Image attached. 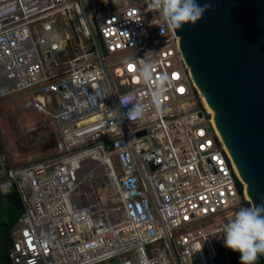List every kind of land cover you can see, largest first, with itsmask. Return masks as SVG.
I'll list each match as a JSON object with an SVG mask.
<instances>
[{
	"label": "built area",
	"instance_id": "obj_1",
	"mask_svg": "<svg viewBox=\"0 0 264 264\" xmlns=\"http://www.w3.org/2000/svg\"><path fill=\"white\" fill-rule=\"evenodd\" d=\"M148 4L0 0V103L23 97L55 132L36 163L0 150V191L25 205L13 264H225L224 227L251 202L247 184ZM128 93L151 105L142 120L109 114Z\"/></svg>",
	"mask_w": 264,
	"mask_h": 264
},
{
	"label": "water",
	"instance_id": "obj_2",
	"mask_svg": "<svg viewBox=\"0 0 264 264\" xmlns=\"http://www.w3.org/2000/svg\"><path fill=\"white\" fill-rule=\"evenodd\" d=\"M209 2L213 10L195 26L174 32L249 198L258 205L264 201V0Z\"/></svg>",
	"mask_w": 264,
	"mask_h": 264
},
{
	"label": "clouds",
	"instance_id": "obj_3",
	"mask_svg": "<svg viewBox=\"0 0 264 264\" xmlns=\"http://www.w3.org/2000/svg\"><path fill=\"white\" fill-rule=\"evenodd\" d=\"M148 7L160 12L164 21L173 30H180L184 25L195 26L204 15L213 10L209 0L199 3L198 0H149ZM137 79L151 84L153 73L151 65L141 62ZM167 76L161 77L153 91V98L158 101L163 94ZM121 114L119 107H127ZM119 107L113 112L129 121L142 120L151 105L134 101L132 93L120 98ZM224 245L233 252L240 253L241 264H256L260 256H264V201L260 204L239 209L231 222L224 227ZM202 249V248H201Z\"/></svg>",
	"mask_w": 264,
	"mask_h": 264
},
{
	"label": "rangeland",
	"instance_id": "obj_4",
	"mask_svg": "<svg viewBox=\"0 0 264 264\" xmlns=\"http://www.w3.org/2000/svg\"><path fill=\"white\" fill-rule=\"evenodd\" d=\"M199 105L202 107L203 103L200 101ZM31 125L35 130H32ZM27 128L32 130V135H26ZM54 140L52 124L27 111L23 97L0 103V150L11 165L19 167L52 156ZM8 205L0 200V211ZM250 206H253L252 200L246 204V207ZM9 218L5 217L7 221ZM225 260V264H229L227 256Z\"/></svg>",
	"mask_w": 264,
	"mask_h": 264
},
{
	"label": "trees",
	"instance_id": "obj_5",
	"mask_svg": "<svg viewBox=\"0 0 264 264\" xmlns=\"http://www.w3.org/2000/svg\"><path fill=\"white\" fill-rule=\"evenodd\" d=\"M196 98L198 96L196 95ZM18 195V196H16ZM19 193L15 192V194L10 195L9 197L14 202V206L8 205L4 208V210L0 211V237H3V241L1 242L3 245V250L9 249L11 246L12 241L10 239V232L18 223L22 212H24L23 203L20 200ZM9 216V220L5 219V217ZM2 234V235H1ZM1 241V238H0ZM3 255H0V258H3L2 264H11L9 254L7 252H3ZM228 258L230 264H241L240 261V253L233 252L232 250L228 251ZM256 264H264V256H260L256 261Z\"/></svg>",
	"mask_w": 264,
	"mask_h": 264
},
{
	"label": "crops",
	"instance_id": "obj_6",
	"mask_svg": "<svg viewBox=\"0 0 264 264\" xmlns=\"http://www.w3.org/2000/svg\"><path fill=\"white\" fill-rule=\"evenodd\" d=\"M15 192H18V191H14V192H12L11 194H8V195H4V194H2L1 193V191H0V200H2V201H5V202H7V203H9V205H11V206H14V202L12 201V199L9 197L10 195H13V194H15ZM19 193V192H18ZM20 194V193H19ZM16 196H18V195H16ZM19 197H20V200L22 201V203H23V207H24V210H25V205H24V202H23V199H22V196H21V194L19 195ZM23 213V212H22ZM18 225V223L16 224V226ZM15 226V227H16ZM15 227L13 228V230L10 232V239H11V241H12V243L13 244H11V246L9 247V249H5V250H3V245H2V241H3V237H0L1 238V241H0V255H3L2 253L3 252H7L8 254H9V257H10V254H11V252H12V249H13V247H14V243H15V241H14V238H13V231H14V229H15ZM1 233V232H0ZM2 235V234H1ZM229 251V250H228ZM227 255H228V252H227ZM10 259V261H11V264H13L12 263V260H11V257L9 258ZM227 259H228V262H229V258H228V256H227ZM3 260V258H0V264H2V261ZM230 264V263H229Z\"/></svg>",
	"mask_w": 264,
	"mask_h": 264
},
{
	"label": "bare ground",
	"instance_id": "obj_7",
	"mask_svg": "<svg viewBox=\"0 0 264 264\" xmlns=\"http://www.w3.org/2000/svg\"><path fill=\"white\" fill-rule=\"evenodd\" d=\"M195 87H196V89L198 90V88H197V86L195 85ZM198 93H199V96H200V98H201V102L203 103V105H204V107L206 108V110H207V112L210 114V115H213L214 113H213V111L211 110V108L209 107V105L207 104V102H206V100L204 99V96H203V94L198 90ZM215 124V123H214ZM215 127H216V125H215ZM216 131H218V133L220 134V131H219V129H218V127H216ZM220 136H221V134H220ZM221 138H222V136H221ZM222 140H223V138H222ZM223 142H224V140H223ZM224 144H225V142H224ZM226 145V144H225ZM227 147V146H226ZM228 149V148H227ZM238 171H239V168H238ZM239 173H240V171H239ZM241 176V175H240ZM242 177V176H241ZM243 179V178H242ZM249 195V194H248ZM250 199V198H249Z\"/></svg>",
	"mask_w": 264,
	"mask_h": 264
}]
</instances>
